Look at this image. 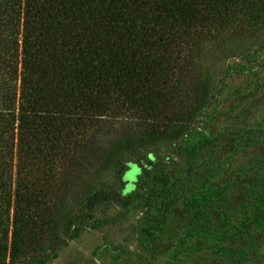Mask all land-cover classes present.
<instances>
[{
    "label": "trees",
    "instance_id": "obj_1",
    "mask_svg": "<svg viewBox=\"0 0 264 264\" xmlns=\"http://www.w3.org/2000/svg\"><path fill=\"white\" fill-rule=\"evenodd\" d=\"M254 3L0 0V264L46 262L118 155L183 136Z\"/></svg>",
    "mask_w": 264,
    "mask_h": 264
},
{
    "label": "rangeland",
    "instance_id": "obj_2",
    "mask_svg": "<svg viewBox=\"0 0 264 264\" xmlns=\"http://www.w3.org/2000/svg\"><path fill=\"white\" fill-rule=\"evenodd\" d=\"M253 6L183 136L118 155L96 182L113 197L43 264H264V0Z\"/></svg>",
    "mask_w": 264,
    "mask_h": 264
}]
</instances>
